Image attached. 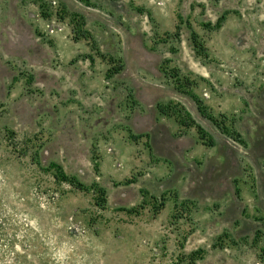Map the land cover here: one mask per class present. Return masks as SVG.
<instances>
[{"label":"rangeland","instance_id":"rangeland-1","mask_svg":"<svg viewBox=\"0 0 264 264\" xmlns=\"http://www.w3.org/2000/svg\"><path fill=\"white\" fill-rule=\"evenodd\" d=\"M0 264H264V0H0Z\"/></svg>","mask_w":264,"mask_h":264},{"label":"trees","instance_id":"trees-1","mask_svg":"<svg viewBox=\"0 0 264 264\" xmlns=\"http://www.w3.org/2000/svg\"><path fill=\"white\" fill-rule=\"evenodd\" d=\"M224 19H225V15L219 20L216 29H220V28H221V25H222V22H223ZM194 43H195L196 46L201 47V45L198 44L197 36H196V35H194ZM124 67H125V66H123V69H124ZM123 69H122V70H123ZM193 99H194V98H193ZM194 101H195V103L197 104V107H198V109H199V112H200V114H201V116H202L203 118H205V119H207L209 122H211L212 125H213L215 128H217L218 130H220V131L222 132L223 135H226V136L232 138L233 140H235V141H237V142H238V141H239V142L241 141V137H240L239 135H235L232 131H230L229 128L226 126L225 123H223V122H221V121H219V120H216V119H214V118L209 117L208 115H206V113H204V111L199 107L200 102H199V101L197 102L195 99H194ZM163 114H166L165 111H163ZM196 124H197V123H196ZM198 127H199V129H200L202 132H205V129H204L201 125H198ZM206 132H207V131H206ZM209 138L211 139V141H210V143H211L210 146H214L215 141H214L213 136H211V135L209 134ZM51 167H52V169L55 168L56 170H58V171H57V173H58V179H59L60 181H63V182H65V183H68V184H70L71 186H73V187H75V188H77V189H79V190H81V191H84V192H88V191H90V190H94V189H95V190L97 191V193H98L99 195L102 196V204L104 205V204L106 203V198H105V194H106V192H105L104 189L99 188L97 184H94V185H92L91 187H86V186H84L82 183H80L76 178L67 176V175L65 174V172H64L59 166L53 164Z\"/></svg>","mask_w":264,"mask_h":264}]
</instances>
